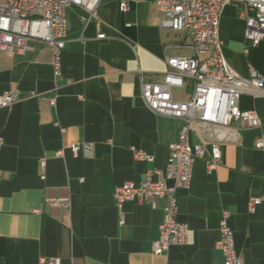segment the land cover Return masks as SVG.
Segmentation results:
<instances>
[{"label":"crops","instance_id":"1","mask_svg":"<svg viewBox=\"0 0 264 264\" xmlns=\"http://www.w3.org/2000/svg\"><path fill=\"white\" fill-rule=\"evenodd\" d=\"M247 12L244 3L225 6L224 53L241 76L264 75V42L253 46L245 38ZM163 21L155 0H130L126 11L119 0H102L97 17L70 6L57 78L43 42L30 41L24 53L0 50V96H21L0 107V264H40L42 257L61 264H223L217 243L224 211L243 264H264V202L249 206L251 198L264 197L261 129L233 121L201 133L192 124L191 145L203 141L208 153L218 143L223 159L215 169L197 159L190 187L177 191L178 221L189 229L185 245L154 253L167 199H157L155 208L138 198L116 205L119 187L143 182L150 170L166 171L184 124L155 114L142 97L141 73L163 82L171 70L167 58L194 54L187 34L163 28ZM192 93L186 79L173 98L187 102ZM239 107L256 111L264 128V94L242 95ZM83 143L93 144L92 157L72 152ZM137 151L153 160L137 159ZM67 193L70 207L46 203L47 196Z\"/></svg>","mask_w":264,"mask_h":264},{"label":"built area","instance_id":"2","mask_svg":"<svg viewBox=\"0 0 264 264\" xmlns=\"http://www.w3.org/2000/svg\"><path fill=\"white\" fill-rule=\"evenodd\" d=\"M129 1L119 0L121 11L128 9ZM101 2L102 0H0V50L24 53L29 49L30 41L43 42L52 50V65L57 78L62 75L67 9L78 6L97 17ZM230 2L248 6L249 12L244 14L245 38L253 46L264 42V0H155L157 8L164 14L162 27L186 33L193 43L194 54L191 57L167 58L171 70L163 82L150 81L141 73L142 97L155 114L181 119L184 124L179 141L169 147L166 171L150 170L143 182L125 183L116 190L115 199L119 209L125 201L135 198L149 200L154 208L157 199L168 200L164 220L159 227L160 237L154 243V253L158 256L165 254L172 246H183L188 241V226L178 221L177 191L190 187L195 161L206 159L209 169H215L222 163L223 151L218 143L208 153L203 141L195 147L191 145L193 123L198 124L201 133L207 126L229 128L233 121L240 122L244 128L261 129L256 147L264 152V128L259 114L256 111L244 112L239 107L242 95L264 94V75L254 71L248 77L241 76L226 58L224 43L220 38L222 13ZM105 37V34L98 36L100 39ZM205 54L209 55L203 58ZM186 79L192 81V97L187 102L175 101L173 89L184 87ZM20 98L19 93L4 94L0 96V107H8ZM55 102L53 99L52 103ZM3 145L4 141L0 138V149ZM71 150L76 156L82 153L85 157H92L94 153L92 143L74 144ZM63 155V150L57 152L58 157ZM136 158L153 160L143 151H137ZM45 165L43 160V168ZM169 181L173 183L170 185ZM263 202L264 197L251 198L250 209L253 210ZM46 203L55 209L70 207V195L47 196ZM228 218L229 213L224 211L220 227L221 239L217 247L224 255L223 264H243L235 248L234 231L228 224ZM40 264H61V259L42 257Z\"/></svg>","mask_w":264,"mask_h":264}]
</instances>
